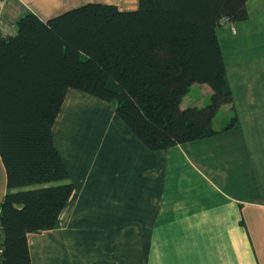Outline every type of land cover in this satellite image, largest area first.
<instances>
[{
  "label": "crops",
  "instance_id": "0c3cea01",
  "mask_svg": "<svg viewBox=\"0 0 264 264\" xmlns=\"http://www.w3.org/2000/svg\"><path fill=\"white\" fill-rule=\"evenodd\" d=\"M90 1L137 3L9 0L5 20L15 29L26 11L46 19ZM246 10L218 29L236 128L150 150L107 102L66 91L52 131L73 190L58 227L28 234L31 264H264V0ZM78 99L95 121L71 119ZM0 177L1 199V159Z\"/></svg>",
  "mask_w": 264,
  "mask_h": 264
},
{
  "label": "trees",
  "instance_id": "16d2710c",
  "mask_svg": "<svg viewBox=\"0 0 264 264\" xmlns=\"http://www.w3.org/2000/svg\"><path fill=\"white\" fill-rule=\"evenodd\" d=\"M136 1L26 11L0 34V264H31L28 234L58 227L72 193L52 131L69 88L107 102L150 150L239 126L218 29L247 18L246 0ZM195 83L210 87L208 102L180 106Z\"/></svg>",
  "mask_w": 264,
  "mask_h": 264
},
{
  "label": "rangeland",
  "instance_id": "374dc122",
  "mask_svg": "<svg viewBox=\"0 0 264 264\" xmlns=\"http://www.w3.org/2000/svg\"><path fill=\"white\" fill-rule=\"evenodd\" d=\"M204 85H207V84H204ZM88 96L90 98L87 96H84L87 98V101L96 102V103H98L99 101H103V100L96 98L92 95L88 94ZM208 100H209V95H205L203 93L202 84L196 83L194 88H191L189 90V92L182 97V100L180 102V106L185 107L189 104L202 105V104L208 102ZM87 101H81L79 99L77 100L78 104L76 105V107H74L71 110V113H70V117H71V119H73V121L80 122L84 118L86 121L91 122V121H95L97 119L98 114L96 113L97 110H96L95 105L93 106L92 109L88 108V107L85 108V106L83 105V102H87ZM81 105H83L84 109L82 108ZM84 115H85V117H83ZM227 118H228V114L224 110V107L221 105L220 108L218 109L216 115L213 118V124L215 126H217V125L221 124ZM2 187H3V181L0 177V189ZM35 237H37V236H35ZM36 241H37V239H36Z\"/></svg>",
  "mask_w": 264,
  "mask_h": 264
},
{
  "label": "built area",
  "instance_id": "2783aa9c",
  "mask_svg": "<svg viewBox=\"0 0 264 264\" xmlns=\"http://www.w3.org/2000/svg\"><path fill=\"white\" fill-rule=\"evenodd\" d=\"M8 1L9 0H0V34L1 35L11 34L15 30L14 27L5 20V12ZM221 22L228 25V27L231 30H234L233 21L229 20L227 17H223L221 19Z\"/></svg>",
  "mask_w": 264,
  "mask_h": 264
}]
</instances>
